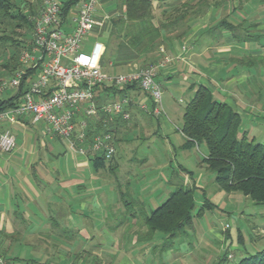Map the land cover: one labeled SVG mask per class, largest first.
Instances as JSON below:
<instances>
[{
    "label": "crops",
    "instance_id": "crops-1",
    "mask_svg": "<svg viewBox=\"0 0 264 264\" xmlns=\"http://www.w3.org/2000/svg\"><path fill=\"white\" fill-rule=\"evenodd\" d=\"M149 1L153 26L165 24L167 28L161 31L158 47L146 49L138 59L127 60L125 50L120 55L117 54L116 42H126V39L124 40L125 36L122 34L117 35L113 26L119 18L125 17L126 5H123L121 0H97L94 16L97 24L88 35L93 37L94 41L89 47L85 44L82 53L89 54L96 43L101 44L103 51L99 65L101 59L106 60L104 66L100 65L101 71L104 75L112 76L115 70L126 74L141 69L150 61L161 58L156 62L160 64L164 57H169L171 62L157 68V79L161 81V88L165 86L176 95L189 91L193 96L197 86L204 85L216 101L226 104L240 115L242 124L244 122L250 124L248 128L241 127V131H246L251 138L258 137L257 128H264V116L261 115L264 112V103L261 105V95L252 89L249 91L243 89L242 82L247 80V76L241 69L240 75L232 72L241 64L240 59L245 55L259 56L261 64H264V47L257 44L258 39L264 38L262 31L264 24L244 19L243 13H240L243 9H235L233 5L230 11H227V4L214 7L209 1L206 3H202L201 0ZM10 2L13 5L11 10L13 13L27 14L30 7L39 6L35 0H10ZM60 2L62 6L74 2L63 16L62 22L63 30L70 32L74 27L73 17L78 9V2L77 0H60ZM227 2L235 3V1H225ZM181 10H188L183 13V18L180 17ZM9 20L13 23L11 33L14 38L5 37L16 41L20 45L19 49L29 51L32 43L31 33L24 25L16 27L20 24L18 19L12 17ZM170 20L177 22H172L171 25ZM222 20L235 26L233 30L221 27V30L229 31L233 35L230 38L229 34L223 33L226 38L224 40L219 33L212 43L209 32L219 27ZM241 26L249 31H245ZM9 42L12 54L8 61L0 63V101L12 100L19 104L23 94L40 71L41 65L21 64L18 56L20 50L17 52L12 46V41ZM248 42L256 43V48L247 47L246 50L243 46ZM33 55L38 57L39 54ZM14 57L16 61H13ZM227 64L233 67L226 71ZM19 72L22 76L16 89L2 88L4 82L9 81ZM106 87L101 85L97 88L96 99L101 103L117 100L119 93L116 90L119 88L114 87L107 91ZM126 95L129 101L127 109L130 119L128 121L118 117L111 119L110 129L116 152L113 160L102 164L95 163L91 154L80 155L67 149L61 138L47 134L44 123H33L30 115L4 119L0 123V130H9L15 139V147L10 153L0 151V256L16 260L18 264L35 263V261L36 264H95L99 260L108 261L110 264H135L134 258L141 257V252H149V246L153 245L152 241H142L140 244L132 237L137 234L136 228H138L134 215L147 214V211L149 214L154 211L168 198L174 185L195 187L192 177L183 165H177L179 173L173 172L171 181H166L167 188L161 198L150 203V206L143 207L140 202L131 199L134 204L137 203L141 207H135L136 210L133 209L131 212L127 210L132 214L127 222L129 236L127 244H130L127 252L122 247L125 239L123 238V242L118 246L112 244L110 249L115 253V257L111 261L101 255L105 248L98 241L96 243L92 241L94 238L91 237L101 234V229L107 227L109 209L112 205L115 208L116 205L111 197L117 204L119 203L116 196H113L114 186L117 183L114 174L118 152L121 150L124 158L127 159L128 134L139 130L145 132L147 118L153 117L140 109L142 104L146 105L148 111L154 106L148 94L141 90L130 89L126 91ZM83 116L84 109L81 108L77 117L83 118ZM89 119L91 125H97L100 116ZM157 131H161L159 127ZM180 135L184 144L185 138L181 132ZM180 150L191 149H183L181 146ZM125 184H128L127 180ZM130 193L134 195L132 191ZM120 199L122 200L121 196ZM117 207L120 208V204ZM127 216L129 217V214ZM124 227L126 224L120 225V228ZM145 228L139 229L144 231ZM125 235L126 232H123L122 236ZM121 250L124 252L120 253ZM30 254H35L36 260L24 259ZM184 260L186 264L195 263L194 257ZM172 261L165 260L164 264H170Z\"/></svg>",
    "mask_w": 264,
    "mask_h": 264
},
{
    "label": "rangeland",
    "instance_id": "rangeland-1",
    "mask_svg": "<svg viewBox=\"0 0 264 264\" xmlns=\"http://www.w3.org/2000/svg\"><path fill=\"white\" fill-rule=\"evenodd\" d=\"M207 1L214 7L227 4V11H230L232 5L235 9H243L240 13H243L244 19L264 24V3H258L257 0H247L241 3L236 0L234 4L225 3V0ZM240 13L237 14L239 15ZM12 24L0 12V37L14 38L11 33L13 30L11 28ZM241 27L245 31H249L243 26ZM262 31L264 32V29ZM209 33L212 43L219 36V33L224 40L226 38L223 33L229 34L230 38L233 35L229 31L221 30V27H216L215 30ZM93 41V37L87 36L83 41L84 46L86 44L89 47V45L93 44ZM9 43L8 40L0 39V63L8 61L12 54ZM258 43L260 47H264V38L258 39ZM253 46L256 48V43L248 42L243 47L248 50L247 47L252 49ZM82 49L84 48L82 47ZM22 51L28 50L21 49L19 57ZM240 61L241 64L234 68V73L232 72V74L240 75L241 71L245 73L247 80L245 79L242 82L243 89L247 91L252 89L254 92H258L261 95L262 105L264 103V64H261L259 56L253 57L252 55H245ZM232 67L227 64L225 70H230ZM119 74H122V72L113 71V76ZM156 81L159 84L161 83L157 78ZM163 87L161 88V104L164 114L158 117L159 121L156 120V117H148L145 132L139 130L128 134L127 159L124 158L121 150L118 152L116 157L117 168L114 174L117 183L114 186L115 192L113 196H116L119 203L117 204L116 200L114 201V198L111 197L116 205L114 204L115 208L112 205L109 209L106 221L107 227L103 228L104 230L101 229V234L97 236L91 235L94 238L92 241H95V243L98 241L105 248L101 255L111 261L115 257V253L110 249L112 244L118 246L123 242V238L125 239L122 247L127 252V248L130 246V244H127L129 243L127 222L132 215L130 212L141 207L137 203L134 204L131 199L135 202H140L143 207L150 206V203L159 200L165 188H167L166 181H171L173 172L179 173L177 165L180 164L188 171L195 186L193 191L195 202L193 228L192 230H187V233L179 235L169 244H162L165 237L160 233H155L151 240L153 245L149 246V252H141L142 256L134 258V263L164 264L165 260H173L170 264H186L184 259L194 257V264H217L220 259L225 257V264H237L243 258L264 249V206L255 205L240 193L226 194L221 191L214 182L213 173L208 172L204 166H200V161L203 155L206 154L204 146H201L200 149L180 150L183 144V138L180 135L181 116L186 103L192 97V92L187 91L176 95L170 92L169 88ZM261 115L264 116V112ZM95 116L99 115L96 114ZM249 125L244 122L242 127L248 128ZM252 125L256 126L258 124ZM158 127L161 131L156 132ZM257 130L259 131L257 132L259 136L255 138V143H263L264 128H257ZM63 142L68 149V143L65 140ZM112 178L110 177V179ZM126 180L127 185L125 184ZM127 186L130 189H127ZM131 191L134 195H130ZM120 193L125 194L122 200L120 199ZM205 200L212 205L213 208L211 210L203 208ZM127 202L128 204L126 205ZM119 204L120 208L117 207ZM200 209H202V212L198 215ZM127 214H129V217ZM134 220L137 222L138 228H136L137 234L132 235V237L139 239L147 231L143 223V214L136 213ZM122 224H126V227H124L126 229L120 228ZM140 227L146 230L142 231L139 229ZM123 232H126L125 237L122 236ZM79 240L85 242L82 239ZM139 243L141 244L142 242ZM123 252V250L120 251V253ZM30 258H32L31 260H36V255L30 254L24 257L26 261ZM5 259V257L0 256L1 264H18L16 260L7 258L5 261ZM26 264H36V261L35 263ZM95 264L110 263L99 260Z\"/></svg>",
    "mask_w": 264,
    "mask_h": 264
},
{
    "label": "trees",
    "instance_id": "trees-1",
    "mask_svg": "<svg viewBox=\"0 0 264 264\" xmlns=\"http://www.w3.org/2000/svg\"><path fill=\"white\" fill-rule=\"evenodd\" d=\"M35 1L37 5L39 4L37 8L30 7L27 14H21L11 11L13 5L10 0H0V12L8 19L12 17L18 19L20 24L16 27L24 25L32 35L34 18L38 15L43 0ZM237 1L241 3L247 0ZM257 1L264 3V0ZM201 2L206 3L205 0H201ZM73 3L68 2L62 6V19ZM121 3L126 5L125 17L118 19L113 30L115 33L117 32V35H124L126 42H116V53L120 55L125 50L127 60L138 59L146 49L160 45L161 31L167 28L165 24L158 27L153 26L152 8L149 0H121ZM186 7L185 4V9ZM185 11L188 10H181V18ZM169 22L172 25L177 20L172 21L173 23L171 20ZM219 25V27L230 30L235 27L226 20H222ZM0 39L12 41V46L16 51L21 50L19 49L20 45L12 38L1 37ZM160 59L150 61L143 67L156 64ZM13 61H16V57L13 58ZM104 64H106V60L103 58L100 65L104 66ZM14 66H17L16 63ZM98 87L94 90V102L97 110L108 103H101L96 99L95 94ZM106 88L108 91L114 87L107 86ZM130 89L140 90L136 85L118 89L116 90L119 93L118 99L127 98L126 91ZM19 104L12 100L0 101V112L13 109ZM98 115L100 120L97 125H91V120L86 119L85 115L83 116L88 124L85 143L87 147L91 146L93 136L101 131V123L105 117L100 111H98ZM110 121L108 131L112 133ZM241 127L242 119L238 113L226 104L216 101L204 85H198L183 109L180 132L185 138V142L182 148L196 147L200 149L201 146H204L206 154L203 155L200 166H204L208 172L213 173L214 182L219 189L226 194L240 193L255 205L264 206V142L255 143V139L249 137L246 131H241ZM91 156L95 163L105 162L104 156L101 154H91ZM193 191L194 187L174 185L173 191L159 207L149 214H143V223L147 231L137 241L149 242L155 233H160L165 237L162 244H169L179 235L187 233V230H192L195 208ZM120 195L122 199L125 196L122 193ZM203 208L211 210L213 207L205 200ZM201 212L202 209L199 210L198 215ZM225 259L223 257L217 264H225ZM237 264H264V249L243 258Z\"/></svg>",
    "mask_w": 264,
    "mask_h": 264
},
{
    "label": "built area",
    "instance_id": "built-area-1",
    "mask_svg": "<svg viewBox=\"0 0 264 264\" xmlns=\"http://www.w3.org/2000/svg\"><path fill=\"white\" fill-rule=\"evenodd\" d=\"M77 2L78 9L73 17L74 27L70 32H65L62 28L60 0L42 1L40 11L34 18L31 49L22 51L19 57L21 64L41 65L40 71L20 104L11 110L0 112V123L4 119L30 115L33 123H44L47 134L65 140L71 151L80 155L101 154L105 161H111L116 148L112 133L108 131L109 121L113 117L128 121L129 101L121 98L108 102L97 110L94 102L95 88L106 85L123 89L136 85L154 103L149 111L144 104L140 105V109L158 117L163 114V110L161 86L156 81L157 68L171 62V59L164 57L160 64H152L126 74L104 75L99 65L103 46L96 43L89 54L81 51L84 47L83 41L97 24L94 18L97 0ZM34 53H38V57ZM21 76L20 72L17 73L4 82L2 88L16 89ZM81 108L84 109L86 119L94 117L98 111L105 117L101 123V131L93 136L90 147L85 145L87 120L77 117ZM14 147L12 133L7 129L0 130V151L8 154Z\"/></svg>",
    "mask_w": 264,
    "mask_h": 264
}]
</instances>
